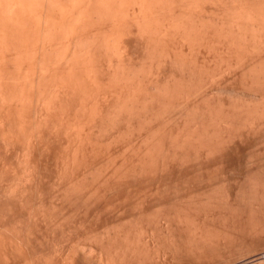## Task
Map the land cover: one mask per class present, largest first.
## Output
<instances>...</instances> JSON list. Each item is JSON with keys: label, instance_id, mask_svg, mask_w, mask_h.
Instances as JSON below:
<instances>
[{"label": "rangeland", "instance_id": "obj_1", "mask_svg": "<svg viewBox=\"0 0 264 264\" xmlns=\"http://www.w3.org/2000/svg\"><path fill=\"white\" fill-rule=\"evenodd\" d=\"M0 264H264V0H0Z\"/></svg>", "mask_w": 264, "mask_h": 264}, {"label": "bare ground", "instance_id": "obj_2", "mask_svg": "<svg viewBox=\"0 0 264 264\" xmlns=\"http://www.w3.org/2000/svg\"><path fill=\"white\" fill-rule=\"evenodd\" d=\"M103 11H104V10H103ZM96 12H98V10H97ZM96 14H97V13H96ZM97 17H98V15H97ZM102 17H103V16H102ZM100 18H101V17H100ZM88 35H90V34H88ZM78 37H79V36H78ZM86 37H87V35H86ZM94 37L96 38V36H94ZM88 38H89V37H88ZM84 39H85V38H84ZM76 40H77V39H76ZM76 40H75V41H76ZM79 40H80L79 42L82 41L81 39H79ZM85 40H86V39H85ZM88 40H89V39H88ZM88 40H87V41H88ZM92 40H93V39H92ZM92 40H91V41H92ZM13 41H16V40H13ZM87 41H84V40H83L82 43H84V42L86 43ZM17 42H18V41H17ZM79 42H78V43H79ZM88 42H90V40H89ZM90 43H92V42H90ZM93 43H94V41H93ZM87 44H88V43H87ZM87 44H86V45L83 44V45L86 47V46H88ZM95 44H96V42H95ZM76 45H81V43H80V44H76ZM72 46H73V45H72ZM84 46H82V47H84ZM80 47H81V46H80ZM88 47H90V45H89ZM94 47H95V46H94ZM96 47H97V46H96ZM78 49H79V48H78ZM78 49H77V50H78ZM73 50H74V49H73ZM84 50H85V49H84ZM84 50H83V51H84ZM86 50H87V49H86ZM89 50H90V49H89ZM52 52H53V51H52ZM79 52H80V51H79ZM87 52H88V51H87ZM76 53H77V52H76ZM89 53H90V52H89ZM50 54H51V53H50ZM72 54H73V53H72ZM80 54H83V53L81 52ZM78 56H79V54H78Z\"/></svg>", "mask_w": 264, "mask_h": 264}]
</instances>
